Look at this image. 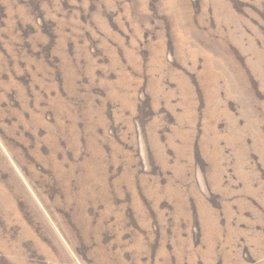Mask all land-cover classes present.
Returning <instances> with one entry per match:
<instances>
[{
	"label": "rangeland",
	"instance_id": "374dc122",
	"mask_svg": "<svg viewBox=\"0 0 264 264\" xmlns=\"http://www.w3.org/2000/svg\"><path fill=\"white\" fill-rule=\"evenodd\" d=\"M0 264H264V0H0Z\"/></svg>",
	"mask_w": 264,
	"mask_h": 264
}]
</instances>
